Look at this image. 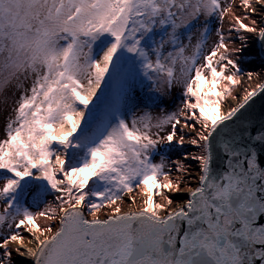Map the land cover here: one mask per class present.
<instances>
[{
	"label": "snow or ice",
	"instance_id": "obj_1",
	"mask_svg": "<svg viewBox=\"0 0 264 264\" xmlns=\"http://www.w3.org/2000/svg\"><path fill=\"white\" fill-rule=\"evenodd\" d=\"M234 3L0 0V56L33 33L27 86L0 63V264H264V83L233 95L264 0Z\"/></svg>",
	"mask_w": 264,
	"mask_h": 264
},
{
	"label": "rangeland",
	"instance_id": "obj_2",
	"mask_svg": "<svg viewBox=\"0 0 264 264\" xmlns=\"http://www.w3.org/2000/svg\"><path fill=\"white\" fill-rule=\"evenodd\" d=\"M241 4V0H235L234 3V9H238V6ZM21 11L23 10V6H20ZM14 11L16 10L15 7L13 9ZM237 15L242 14V9H238L236 11ZM233 22V17L231 12L226 13V16L224 18V22H223V31L225 33L228 32L229 26L230 24ZM215 27H219V24L217 23L216 25L213 26ZM33 33L28 32L25 34L24 38H21L23 40V42H25L26 46L24 47H20L19 44L14 45L13 42L11 40H5L4 43V52L3 55L0 56V63H4L7 64L8 62V56L9 54H11L13 56L14 59L17 60V63H19L22 67L17 69L16 74L13 76V78L11 79V87H15L18 80H21L25 86H27L31 81L30 80H23V77L25 75V69L23 68L24 62L25 61H29L31 60V57L33 55L32 52V47L30 46L31 44V39H32ZM195 30H193V43H195ZM215 33L213 31V34L211 36V40H215ZM233 39H235V37L233 36ZM255 41V37L254 36H250V43ZM185 43H187V39H185ZM230 47H236L234 45H230ZM257 51V48L253 49V53L252 54H243L244 56V70L245 72L248 71H252L254 73L253 78L251 81H249L247 79V76L245 75L244 77L241 78V83L237 86H235V91L233 92V95H235L236 97H242L244 95V90L247 89L248 91H251L253 87H255L256 84L261 83L264 79H263V75H264V67L261 66V59L262 58H258L255 55V52ZM177 68L179 69V65H177ZM255 73H258L259 75H256ZM30 74V73H29ZM175 90H179V85L175 86ZM176 93H174L175 95ZM227 99H231L233 100L231 97H227ZM233 101H237V100H233ZM177 103H179V101H177ZM12 107H14V105H12ZM152 111V113L154 115H159L160 114V108L159 107H153L150 109ZM174 110V105L172 104V99L171 98H167V102L165 105V111H173ZM11 111V108L5 110L4 112H0V139L5 138V134H4V127H5V122H6V117L9 114V112ZM12 115L14 116V113H12ZM185 148L189 151H191V149L187 146V144L185 145ZM178 152H172L169 153L170 156H176L178 155ZM192 186L195 187L196 186V181L193 180L192 181ZM184 194L178 197H174L175 200L178 201H183L186 199V193L188 191V189L185 187L184 189ZM137 192L139 191L138 189L136 190ZM135 194V193H133ZM129 197L128 195H126L124 197V201L125 203L122 205L123 207V211L126 210L127 206H128V201ZM141 198L138 197V200H140ZM159 199V198H157ZM119 203V202H118ZM176 205V203H174L172 205V208H174V206ZM140 205H136L133 207V209H137V207H139ZM108 210L107 209H101V211L98 213L99 218L105 217L106 216V212ZM38 223L43 225H46L48 223L47 220L45 219H40L38 220Z\"/></svg>",
	"mask_w": 264,
	"mask_h": 264
},
{
	"label": "bare ground",
	"instance_id": "obj_3",
	"mask_svg": "<svg viewBox=\"0 0 264 264\" xmlns=\"http://www.w3.org/2000/svg\"><path fill=\"white\" fill-rule=\"evenodd\" d=\"M263 79H264V75H263ZM236 103H237V101H233V100H231V99H227L226 101H225V105L226 106H235L236 105ZM186 196H187V193H186ZM177 207V204L174 206V208L173 209H175ZM129 209H128V206H127V208H126V210H124L125 212H127ZM133 211H135L136 209L134 208V209H132ZM103 218V217H102Z\"/></svg>",
	"mask_w": 264,
	"mask_h": 264
},
{
	"label": "water",
	"instance_id": "obj_4",
	"mask_svg": "<svg viewBox=\"0 0 264 264\" xmlns=\"http://www.w3.org/2000/svg\"><path fill=\"white\" fill-rule=\"evenodd\" d=\"M257 50H258V45H257ZM261 83H264V80H263ZM260 107H261V101H260V99L258 98L257 101H256V103H255V105H254V110L257 111V112H259ZM186 198H187V196H186ZM105 218H106V216L103 217V218H100V219L103 220V219H105Z\"/></svg>",
	"mask_w": 264,
	"mask_h": 264
}]
</instances>
